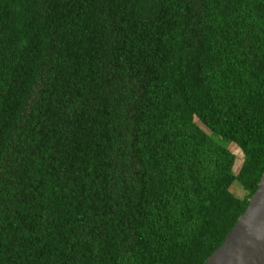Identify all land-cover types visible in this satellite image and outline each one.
Segmentation results:
<instances>
[{
    "label": "trees",
    "instance_id": "obj_1",
    "mask_svg": "<svg viewBox=\"0 0 264 264\" xmlns=\"http://www.w3.org/2000/svg\"><path fill=\"white\" fill-rule=\"evenodd\" d=\"M263 168L264 0H0V264H201Z\"/></svg>",
    "mask_w": 264,
    "mask_h": 264
},
{
    "label": "water",
    "instance_id": "obj_2",
    "mask_svg": "<svg viewBox=\"0 0 264 264\" xmlns=\"http://www.w3.org/2000/svg\"><path fill=\"white\" fill-rule=\"evenodd\" d=\"M201 264H264V168L243 211Z\"/></svg>",
    "mask_w": 264,
    "mask_h": 264
},
{
    "label": "rangeland",
    "instance_id": "obj_3",
    "mask_svg": "<svg viewBox=\"0 0 264 264\" xmlns=\"http://www.w3.org/2000/svg\"><path fill=\"white\" fill-rule=\"evenodd\" d=\"M197 122H198V120H197ZM200 125L203 128H205L202 124H200ZM215 139L217 141H219L221 144L230 148V150L234 153L235 156H234V160H233L232 170L234 172H236L238 167L240 166L241 161H242V152L237 147V145H235L234 143H232L228 140L221 139L217 136H215ZM229 189L234 195L242 196L244 194V189L238 184V182L236 180L232 181L231 185L229 186Z\"/></svg>",
    "mask_w": 264,
    "mask_h": 264
}]
</instances>
